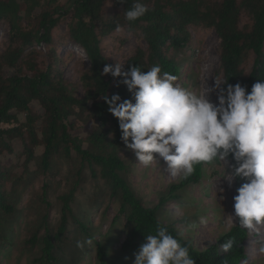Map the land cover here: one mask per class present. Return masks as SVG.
Returning a JSON list of instances; mask_svg holds the SVG:
<instances>
[{
    "label": "trees",
    "instance_id": "16d2710c",
    "mask_svg": "<svg viewBox=\"0 0 264 264\" xmlns=\"http://www.w3.org/2000/svg\"><path fill=\"white\" fill-rule=\"evenodd\" d=\"M108 2L113 11L107 17ZM135 2L137 0H126L123 4L118 0H65L63 3L59 0H0V25L7 24L10 32L7 45L0 51V125L16 121V113L12 111L26 113L21 127L0 128V146L7 148V141L20 137L26 155L24 176H17L0 164V257L6 247L13 245V227L20 220L18 205L22 193L40 174L55 177L58 167L65 165L64 185H68V190L57 197L58 224L53 226L49 221L52 207L47 200L49 190L55 191L57 187L49 188L48 181L42 193L36 194V209L31 202L27 206L34 219L26 223L28 237L24 244L30 250L36 247L39 254L34 264H77L79 257L89 254L91 246L83 250L76 246V257L72 256L69 261L63 257L70 224L74 225L76 245L77 241L93 240L98 264H132L134 254L146 243V236L156 235L161 226L182 246L189 247L195 264H241L246 260L249 231L239 225L238 218L214 245L199 250L180 233L167 212L166 206L172 202L183 206L188 189L199 184L206 175V167L219 160L197 164L190 176L169 184L152 206L146 205L135 192L131 183L134 166L128 157L130 151L120 139L118 121L101 98L119 94L123 101L132 97L124 85L118 86L120 78L102 75L103 67L112 63L103 55L100 44L102 38L120 25L146 44V50L137 49L123 70L127 71L131 65L147 72L159 65L161 73L168 72L179 79L184 63L177 56L188 47L189 28L214 30L219 39L221 80L231 85L240 83L250 92L255 82L264 80V0H141L149 11L130 23L124 11ZM243 15L247 21L241 25ZM65 19L69 41L83 49L89 62L80 77L84 91L81 98L74 94L72 84L65 80L57 66L58 48L54 46L53 31ZM40 44L48 48L49 61L43 68L36 62L37 52L33 48ZM250 62L252 66L247 73ZM33 101L43 110L40 117L35 118L31 113ZM71 118L95 121L97 125L84 138H79L71 132L68 124ZM38 146L43 147V151L36 156ZM32 161L37 169L29 173ZM227 161L231 170L232 157ZM86 172L89 178L95 182L101 180L104 186V196L99 195L100 199H94L89 207L105 204L104 199L117 206L110 227L115 237L123 236V241L113 257H109L112 244L95 240L98 230H92L89 214L76 215L72 208L75 193L87 181ZM234 181L237 194V189L246 181L241 178ZM229 239L233 240V247L224 253L220 246Z\"/></svg>",
    "mask_w": 264,
    "mask_h": 264
},
{
    "label": "rangeland",
    "instance_id": "374dc122",
    "mask_svg": "<svg viewBox=\"0 0 264 264\" xmlns=\"http://www.w3.org/2000/svg\"><path fill=\"white\" fill-rule=\"evenodd\" d=\"M60 3L65 0H59ZM113 9L111 3L108 2L105 6V15H111ZM247 21L246 15L241 18V25ZM123 29V28H122ZM190 42L183 53L178 54V59H183V67L180 78L175 82L177 85L189 90L203 93L208 89H213L214 80L222 78L220 70V53L219 39L214 30H207L198 27H190ZM10 38L9 26L5 23L0 25V51L5 48ZM54 46L58 48V68L61 70L65 80L72 84L74 94L81 98L83 97V88L80 83L81 75L88 69L89 62L86 54L80 47L69 41L67 35V19L62 21L53 31ZM101 49L103 55L109 60L112 65L119 63L125 65L126 61L135 55L137 49L146 50V44L137 35L123 29L121 32H112L101 40ZM37 52L36 62L40 67H45L48 63V48L42 44L33 47ZM28 51H26L27 53ZM252 63L247 65V73L249 72ZM12 73V72H9ZM208 98L211 102H217V94L215 91H210ZM31 113L35 118L40 117L43 113L40 105L33 101L30 103ZM16 121L11 123H3L1 129L8 130L11 128L21 127L25 123L26 113L15 112ZM68 124L71 125V132L79 138H84L92 128L97 124L95 121L69 119ZM38 129L41 125V120L36 123ZM24 131V130H23ZM40 136V135H39ZM8 147L0 146V164L17 176H24V163L26 155L24 154V141L20 137H14L6 142ZM43 151V147L38 146L35 149V155L39 156ZM155 155V154H154ZM129 159L134 166V172L131 175V183L135 192L143 198L144 203L152 206L157 203L159 195L166 189L169 184L176 183L179 179L170 175L165 162L157 157V164H152L149 167H144L139 164L134 154L130 151ZM59 172L55 177H48L40 174L28 188L22 193L21 201L18 208L21 210L20 220L13 227V245L4 249L5 254L0 257L1 264H34L33 260L38 257V251L35 248L30 250L24 240L28 237L26 223L34 219L33 212L28 209V205L33 203V209H36V194L42 193V187L49 182V188L57 187L54 191L49 190L48 202L51 204L49 210V221L53 226H56L60 219L59 200L58 196L66 193L68 185H64L67 175V167L60 165ZM37 165L35 161L29 164V173L36 171ZM230 163L227 161H218V163L206 167V175L204 179L190 189L187 195L183 198L181 206L177 202H172L166 206L167 212L176 223L180 233L187 239L193 242L196 249L202 250L206 247L214 245L219 236L229 230L236 223V218L232 220L229 216L234 217V196L235 181L231 184L227 180L231 177ZM87 181L81 185L75 193V200L72 208L76 215L82 213L89 214L90 225L93 231H97L94 236L96 241H101L108 245L112 244L109 251V257H113L119 251L120 244L123 241V236H114L111 222L116 214L117 206L112 201L109 203L104 199L105 204L99 207L90 208V203L99 198V195L104 196V186L102 181L97 182L89 178L86 172ZM57 183H60L58 186ZM48 188V189H49ZM100 199V198H99ZM98 199V200H99ZM207 218L206 225H199V217ZM186 222H182L183 219ZM192 221H196L198 227L195 230H187V225ZM249 231V230H248ZM249 233L246 242L247 258L241 264H264V255L258 253V248L264 244V225L258 226L255 233ZM74 225L70 224L68 233L66 234L64 258L69 261L75 253V237ZM77 238V237H76ZM77 248V247H76ZM3 251V250H2ZM97 252L95 246L90 247L88 255L79 257L77 264H98ZM118 255L114 256L117 257ZM132 259V264H134Z\"/></svg>",
    "mask_w": 264,
    "mask_h": 264
},
{
    "label": "clouds",
    "instance_id": "9594fccd",
    "mask_svg": "<svg viewBox=\"0 0 264 264\" xmlns=\"http://www.w3.org/2000/svg\"><path fill=\"white\" fill-rule=\"evenodd\" d=\"M126 3V0H118ZM149 8L141 0L124 11L126 21L135 22ZM123 29L120 25L116 32ZM105 65L102 75L120 78L131 99L121 101L119 94L101 98L107 110L118 121L120 139L139 164L149 167L157 164V157L167 165L174 178L190 176L195 166L215 160L227 162L232 157L234 165L228 176L229 184L236 178L244 179L234 196V217L250 233L264 225V80L255 82L251 91L236 83L215 79L213 89L203 93L181 87L177 76L161 73L159 65L147 72L139 66ZM215 91L217 102L209 100ZM134 101V102H133ZM131 141V142H129ZM155 154V155H154ZM207 218L199 217V225H206ZM196 221L187 225L192 231ZM233 240L224 242V253L233 247ZM91 238L77 241V248L92 246ZM264 255V244L258 248ZM134 264H195L189 247L182 246L166 227H158L156 235H147L146 243L134 254Z\"/></svg>",
    "mask_w": 264,
    "mask_h": 264
},
{
    "label": "built area",
    "instance_id": "2783aa9c",
    "mask_svg": "<svg viewBox=\"0 0 264 264\" xmlns=\"http://www.w3.org/2000/svg\"><path fill=\"white\" fill-rule=\"evenodd\" d=\"M42 44H40V46H41Z\"/></svg>",
    "mask_w": 264,
    "mask_h": 264
}]
</instances>
